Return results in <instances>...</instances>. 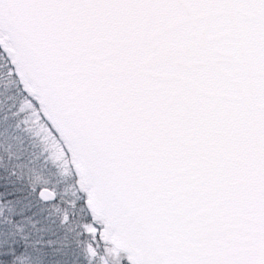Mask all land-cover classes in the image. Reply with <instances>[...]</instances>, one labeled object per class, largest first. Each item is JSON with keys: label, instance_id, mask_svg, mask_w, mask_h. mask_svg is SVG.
I'll use <instances>...</instances> for the list:
<instances>
[{"label": "snow or ice", "instance_id": "snow-or-ice-1", "mask_svg": "<svg viewBox=\"0 0 264 264\" xmlns=\"http://www.w3.org/2000/svg\"><path fill=\"white\" fill-rule=\"evenodd\" d=\"M0 264H264V0H0Z\"/></svg>", "mask_w": 264, "mask_h": 264}]
</instances>
